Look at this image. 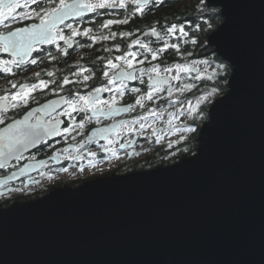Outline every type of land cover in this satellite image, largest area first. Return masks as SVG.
<instances>
[{"label":"water","instance_id":"95a60500","mask_svg":"<svg viewBox=\"0 0 264 264\" xmlns=\"http://www.w3.org/2000/svg\"><path fill=\"white\" fill-rule=\"evenodd\" d=\"M206 4L224 18L207 47L232 73L198 156L0 207V264H264V0ZM25 165L0 186L41 164Z\"/></svg>","mask_w":264,"mask_h":264},{"label":"flooded vegetation","instance_id":"af4514ba","mask_svg":"<svg viewBox=\"0 0 264 264\" xmlns=\"http://www.w3.org/2000/svg\"><path fill=\"white\" fill-rule=\"evenodd\" d=\"M169 1L171 0H165L163 4L150 3L144 7L143 14L136 13L133 15L137 5L129 2L126 9H98L96 13H86L83 18H69L65 21V24L72 23L74 27H79L81 31H83L84 28H92L93 31L89 36L75 37L71 47L65 44L64 41H58L57 43L60 48L68 49V55H64L60 52L56 45H40L37 51H34L32 54L33 57H36L38 54L42 57V60L38 61L36 65L28 64L20 67L13 66L12 73H4L0 71V96L18 91V85L20 83H35L37 82V79L56 81V84H49L48 88L43 89V91L38 90L32 94L40 104L51 99H58L59 96H70V90L79 91L81 94H87L91 92L93 88L107 83L106 79L102 78V72L107 69V60L114 59L128 51L129 45H131L133 40L139 38L142 42L150 43V46L153 48L162 47L164 43H181V40H187L190 42L194 37V31H192V27L194 26L192 23L193 20H189L192 18L176 16L174 17L176 18L175 20L170 21V19L166 20L164 18L157 20L151 15V12H156L157 9L164 6ZM56 2H58V0H56ZM40 6L50 5L42 4ZM31 7L35 8L37 5H31ZM17 11L28 10L18 9ZM125 17H128V23L126 24H113L108 28L100 27V25L108 19H124ZM150 17L152 18V21L145 23ZM185 21L190 23H185ZM34 22L37 21H20L17 18L15 21H9L7 23L11 28H16ZM172 23H176L177 25L185 23V31H187L189 35L183 38H180L179 35L175 37L165 36L163 41L158 42L157 38L150 34V28L155 27L161 32V35L164 36L165 33L163 31V26L165 24L170 26ZM61 27H64V25H61ZM7 30L6 27L0 25V33L6 32ZM64 31L66 36L70 35V31L67 28H65ZM111 33H116L115 38L111 37ZM120 33H130V35L121 36ZM93 35L97 36L98 39L95 41L91 40L90 37ZM102 36H109V39H101L100 37ZM117 45H119V48L116 47ZM40 49H43L44 51L41 52ZM130 50L138 53L135 59H133V64L140 67L141 65H137L136 61L143 59V56L139 54L143 52V50L139 45H132ZM44 52H51L56 59H48L44 56ZM181 52H187L182 48V45ZM211 52L213 53L212 50ZM148 56L149 60H151V55L148 54ZM0 58L7 59L9 57L7 54L0 53ZM186 59L193 60L201 58H198L197 55L193 54ZM165 61H167L168 64L185 62L180 56L176 55L174 49L169 48L162 56L157 60L151 61V63H159L163 67ZM142 66L149 67L150 65L148 61H145ZM200 67L202 69L203 79H205L208 76L205 75L206 67L205 65H200ZM81 69H85V71H81ZM48 71L53 72L54 75L49 77L47 75ZM34 72H40L41 76L35 78L33 76ZM84 76H89L90 79L85 81L83 79ZM65 77H67L71 83L65 85L64 90L59 94L51 92L50 89L56 87L57 84H60ZM203 79L193 80L191 77H184L182 81H174L173 83L177 85L181 83H195L196 87L185 91L183 94L177 93L173 98H167L166 93H161L160 96L163 98L158 100L154 98V101H145L143 108L136 106L133 111L122 112L111 118L101 117L100 124H97L95 119H93L91 122H86L83 129L77 128L76 125L72 123L71 118L60 117V119L64 120V124L60 125L61 128L70 126L68 133L62 136L51 137L46 143H39L32 150L24 153L23 159L19 161L13 160L11 163L7 164L5 168L0 169V179H2L12 175L14 171L21 169L27 163L38 162L40 160L44 161L40 167L24 174L21 178L15 181H5V183L0 186V205L8 202L7 205L2 206L6 207L17 201H26L40 197L60 186H79L86 181L99 177H111L133 171L152 169L161 165H169L183 157L192 155V153H195L197 150L196 145L192 146L197 132V118L189 120L190 123H187L184 126L185 128H187V126L195 127L196 132H187L184 135L177 134L178 131H175V128H179L180 122H177V125H174V122L179 119V116L172 120L174 127L169 130L167 121L170 117L167 113H175L178 108L181 110L182 107L180 103L173 104L170 107H168V104L171 99L178 96L179 101L183 102L185 107L188 100L193 101L198 97L194 95L196 94L195 92L197 89L200 88L197 87L198 84H200ZM13 83L17 84V88H12ZM125 83L127 89L138 87L141 89V92L131 93L126 89L124 97L122 99L118 97L119 106H126L127 104L134 103L135 99L147 90V81H145V84H141L137 80H129ZM85 85H87V87H85ZM114 92H101L99 95L102 99H109ZM36 107H39V104L30 101L27 106L18 109H9L6 113L8 119H6L5 123H10L12 118H21L25 112ZM64 107V105H61L57 109V112L62 111ZM163 107H166L167 111L162 115L148 117L143 121L145 124L144 129H139V124L137 123L134 125V127L138 129L137 131H128L127 127L120 128L113 131L108 139L93 135V129L95 128L106 127L117 120L131 121L134 117L145 115L150 109L159 110ZM88 114L90 115V113ZM37 115L40 114L37 113ZM83 115V113H73L76 122H79ZM148 125H151L158 130L155 135ZM3 126L4 125H0V127ZM182 136L186 137V139L182 140ZM109 140L114 142L109 144ZM169 142L172 143L171 148L168 147ZM121 144H123L124 147H120ZM188 144H190L191 152L184 151L185 148H188ZM89 152H94L96 155L89 156ZM33 157H35V159H33ZM98 170H100V173H98ZM82 172H86L87 175L79 176ZM52 175H63L67 178L68 176H71L72 178L65 180L64 183L54 185L45 184L42 178ZM23 188L26 189L23 190Z\"/></svg>","mask_w":264,"mask_h":264},{"label":"snow or ice","instance_id":"6c2138e0","mask_svg":"<svg viewBox=\"0 0 264 264\" xmlns=\"http://www.w3.org/2000/svg\"><path fill=\"white\" fill-rule=\"evenodd\" d=\"M131 2L136 4L137 7L133 12L143 14V9L146 5L152 4H163L165 0H0V25H3L8 30L0 33V53L7 54L9 58H0V71L4 73H12L13 66L20 67L22 65H36L38 61L42 60L41 55L33 57V52L37 51L40 45H56L57 48L64 55H68L67 48H60L58 41H64L69 47L73 42V39L78 36H89L93 31L92 28H84L83 31L79 27H74L72 23L65 24V21L72 17L83 18L86 13H96L98 9H109V8H120L126 9L128 3ZM203 4L204 0H200ZM47 4L50 6H40ZM31 5H37L33 8ZM18 9H25L28 11H17ZM224 15L228 16L225 11ZM34 20L37 22L25 25L23 27L11 28L7 22L15 21ZM128 23V17L124 19H108L104 21L100 27L108 28L113 24H126ZM185 23H190L185 21ZM185 23L177 25L172 23L170 26L165 24L163 26L164 36L157 28H150V34L157 38V41H163L165 36H177L180 38L187 37L189 33L185 31ZM64 25V27H61ZM196 29L199 30V24L195 25ZM67 28L70 31V35H65L64 29ZM121 36L130 35V33H120ZM116 33H111V37L115 38ZM101 39H109V36H102ZM91 40L95 41L98 39L97 36L93 35L90 37ZM187 40H181V43H188ZM191 44H197V39L193 37ZM181 43H164L162 47L153 48L150 43L142 42L139 38L133 40L129 45V50L124 52L121 56H117L114 59L107 60V69L102 72V78L106 79L107 83L95 87L91 92L87 94H81L79 91L70 90V96H59L58 99H51L45 103L40 104L35 96L32 94L36 91H43L48 88L49 84H56L55 80H44L37 79L35 83H20L18 85L19 90L11 93H7L0 96V169L5 168L6 160L14 158L19 161L23 159V153L28 149L29 146L47 142V140L54 136H62L69 132V127L61 128L60 125L64 124V120L60 117H69L72 123L77 128L83 129L86 122H91L95 119L97 124L101 123V117L111 118L122 112H130L135 110L136 106L144 107L145 101H154L161 99V93H166L167 98H173L175 94H183L187 90H191L196 87L195 83H181L179 85L174 84V81H182L184 77H191L193 80L203 79L202 69L200 65H209V61L215 56V53H210L208 58L204 59H193L187 60V57L193 55L191 51L181 52ZM132 45H139L143 52L139 53L143 56V59L136 61L137 67L133 64V59L138 55L137 52L131 51ZM207 45L201 44V49ZM119 48V45L116 46ZM174 49L176 55L180 56L181 59L185 60L184 63L174 62L168 64L164 62V66L161 64H152L151 61L157 60L167 49ZM43 52V49H40ZM110 51V50H109ZM148 54L151 55L149 60ZM44 56L48 59H56L51 52H44ZM115 61V62H114ZM145 61H148L149 67H143ZM217 69L223 71L225 75L228 74L229 66L225 63L216 64L213 69V75L208 76V79H213V76H218ZM85 71V69H81ZM111 73V74H110ZM174 73V74H173ZM183 74V76H182ZM195 74V75H193ZM47 75L52 77L53 72L48 71ZM94 75V73H93ZM33 76L39 78L40 72H34ZM85 81L89 80V76H84ZM137 80L141 84H145L147 81V90L139 95L134 103L127 104L126 106H119L118 97L122 99L127 89L126 81ZM71 83V81L65 77L62 79L60 84L50 89L51 92L59 94L64 90V86ZM228 85L227 80H221L220 86L213 87L210 92L203 93L196 97L195 106L192 101L188 100L187 111L191 115L199 109L201 104L211 103L212 97L221 95L223 93L224 86ZM87 87V85H85ZM12 88H17V84L13 83ZM115 89V92H114ZM131 93H140L141 89L133 87L127 89ZM101 92H108L114 94L109 99H102L100 97ZM227 98V97H224ZM30 101L39 104V107L31 108L25 112L21 118H12L10 123H5L8 119L6 113L9 109H18L23 106H27ZM219 101H217L218 103ZM180 103L181 107H184V103L179 101V97L175 96L174 99L169 101L168 107L173 104ZM64 105L62 111L57 112V109ZM167 111L166 107L160 108L159 110L150 109L145 115L134 117L131 121L129 120H117L113 124L106 127H98L93 129L94 136H101L104 139H108L113 131L120 128L127 127L128 131H137L134 127L137 123L139 129H144L145 121L148 117H155L162 115ZM39 113L40 115H37ZM73 113H83V117L79 122L75 121ZM90 113V115L88 114ZM179 108L175 113L168 112L167 115L170 119L167 121L169 130L174 126L172 120L183 115ZM203 115V113H201ZM152 129L155 135L158 131L156 128L148 125ZM163 131V130H161ZM175 131H180L179 128H175ZM187 132H196L195 127H188L185 129ZM74 139V137H73ZM186 139V137H181ZM114 141L109 140V144ZM130 142V141H129ZM120 147H124L123 144ZM168 147H172V143H168ZM109 150V149H104ZM188 151L187 148L184 149ZM89 156H95L96 153L89 152ZM198 154L192 153V158L197 157ZM35 159V157H33ZM37 163L43 164L44 161L40 160ZM25 168L28 165L24 166ZM23 168L20 169L23 172ZM66 171V169H65Z\"/></svg>","mask_w":264,"mask_h":264},{"label":"trees","instance_id":"16d2710c","mask_svg":"<svg viewBox=\"0 0 264 264\" xmlns=\"http://www.w3.org/2000/svg\"><path fill=\"white\" fill-rule=\"evenodd\" d=\"M154 19H170V21L175 20L176 16L179 17H187L192 18L189 20H193V27L192 31H194V37L197 39V44L193 45L191 42L188 43H182V48L185 49V51L189 52L191 51L193 54L197 55L198 58H203L206 55L212 53L210 48H207V46L203 49H201L200 45L205 44L207 42V38L210 35V33L216 29L221 22L223 21V16L220 12V8L217 7H210L206 4V0H204V3L201 4L200 0H171L167 2L164 6H161L159 9L156 10V12L152 13ZM188 20V21H189ZM152 18L150 17L146 22H151ZM199 24V30L196 29L195 25ZM176 40V39H175ZM189 46V47H188ZM214 53V52H213ZM210 65L212 66V70L208 71L206 70L208 76L213 75V69L215 68L216 64L219 63H225L229 66L228 74L225 75L223 71H220L217 69V72L219 73L218 76H213V79L209 80L208 76L203 79V81L198 84L197 87H200L197 89V91L194 93V96H199L202 92H208L211 91L213 87L220 86L221 80H227L229 76L232 73V67L224 61L222 58H220L216 53L215 56L211 58L209 61ZM228 91V86H224L223 93H226ZM193 92V91H192ZM222 93V94H223ZM219 96V95H218ZM209 119V112L207 107L204 109V114L196 119V125H197V132L196 136L194 138V143L192 146L198 147V136L200 133V124L203 121H206ZM188 152H191L190 150V144H188ZM78 186V185H77ZM10 202V201H9ZM7 203L0 205V207L7 205Z\"/></svg>","mask_w":264,"mask_h":264},{"label":"rangeland","instance_id":"374dc122","mask_svg":"<svg viewBox=\"0 0 264 264\" xmlns=\"http://www.w3.org/2000/svg\"><path fill=\"white\" fill-rule=\"evenodd\" d=\"M207 48H210V47H207ZM210 49L212 50V48H210ZM204 58H208V55H206L205 57H203V59ZM205 67H206V70H208V71H211L212 70V66L210 65V63H209V65H205ZM205 75H208L207 72L205 73ZM208 92H210V91H208ZM204 93H207V92H204ZM216 97H218V95L215 96V97L210 98L211 101L213 102ZM195 100H196V98L192 101L193 106H195ZM211 103L201 104L200 107H199V109L197 111H195V112H192L191 115L188 114L187 105L183 109L181 108V111L184 112V114L183 115H179V119L174 122V125H177V122H180V126H179L180 131H178L177 134H180V135L186 134L187 131H185L186 128L184 126L187 123L188 124L190 123L189 120H194L195 118H197V119L200 118L202 116L201 113L204 114V109L206 107L208 108ZM200 126H201V124H200ZM187 128H188V126H187ZM98 171H99L98 173H100V170H98ZM98 173H96V174H98ZM85 175H87L86 172H82L81 174H79V176H85ZM79 176H77V177H79ZM71 178H72L71 176H68V178H67L66 176H63V175L62 176L52 175V176L43 177L42 180L47 185H51V184L54 185V184L64 183L65 180H69ZM74 178H76V177H74ZM25 189L26 188H23V190H25Z\"/></svg>","mask_w":264,"mask_h":264}]
</instances>
